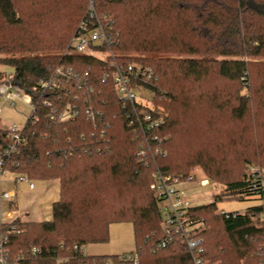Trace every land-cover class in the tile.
I'll use <instances>...</instances> for the list:
<instances>
[{
  "label": "trees",
  "instance_id": "trees-1",
  "mask_svg": "<svg viewBox=\"0 0 264 264\" xmlns=\"http://www.w3.org/2000/svg\"><path fill=\"white\" fill-rule=\"evenodd\" d=\"M109 50L117 62H139L167 139L164 156H136L138 141L122 117L115 90L101 75L106 63L68 54L87 0H0V64L36 105L23 126L25 144L9 157L11 173L59 181L50 221L0 226L19 264H193L184 244L165 240L150 185L156 169L187 179L200 168L223 189L191 209L203 222V264L264 263V0H97ZM88 73L67 84L61 99L38 83L57 67ZM5 75L0 73V84ZM77 105L72 121L56 123L54 105ZM95 116L92 122L85 110ZM0 127V151L10 142ZM260 167L253 177L244 170ZM224 198L260 203L244 213H216ZM130 223L135 250L122 256L74 251L109 241V226ZM32 249H37L32 253Z\"/></svg>",
  "mask_w": 264,
  "mask_h": 264
},
{
  "label": "built area",
  "instance_id": "built-area-1",
  "mask_svg": "<svg viewBox=\"0 0 264 264\" xmlns=\"http://www.w3.org/2000/svg\"><path fill=\"white\" fill-rule=\"evenodd\" d=\"M96 5L97 0H87L84 18L78 24L70 41L68 54L91 55L106 63L101 79L112 83L122 117L127 121L129 128H131L138 141L136 156L140 161L146 160L148 156L150 158L156 155L164 156L160 146L167 138L161 137L159 133L163 125V119L159 115L160 112L139 103L137 98V92L149 90L147 86L154 77V73L148 66L139 62L116 61L108 47L110 39L105 29V16H99ZM12 77L13 74H9L5 81V100L12 107H15V101L22 100V96L27 97L26 104L30 109V116H32L36 112V105L32 103L30 96L25 95L21 89L12 84ZM87 77L88 73L86 72L81 74L72 68L57 67L50 77L38 83L37 90L51 94V100L45 104L52 106V100L59 101L61 99L59 92L66 90L67 84L74 83L79 87L84 86ZM78 113L79 108L76 104L66 103L59 106L54 105L48 118L50 121L61 123L74 120ZM85 113L92 122H95V116L90 108H87ZM22 130L23 128L17 127L8 129L10 142L0 151V179L10 172L7 168L9 157L25 144ZM247 169H252L247 174L253 177H256V174L260 177L262 172L255 167ZM194 181L195 178L192 176L181 179L156 169L150 190L157 202V208L162 218L161 228L165 240L161 242L160 246H165L168 241L173 239L180 240L189 252L193 264H203L199 259L202 252L200 234L203 230V222L197 219L191 211L196 206H192L188 200L189 191L180 188V185ZM17 183H24L29 189L35 187V184L24 175H17L14 184ZM199 184L202 188H205L204 190H207L208 182L206 180H201ZM262 185L264 186V176H262ZM15 196L14 191H3L0 187V226L9 225L17 219L15 215ZM220 214H223V212ZM8 244V232L0 230V264H19L10 257ZM72 249L82 251V248H78L76 245H73ZM37 251V249H32V253ZM122 259L132 260L133 264H137L135 256L126 255Z\"/></svg>",
  "mask_w": 264,
  "mask_h": 264
},
{
  "label": "rangeland",
  "instance_id": "rangeland-1",
  "mask_svg": "<svg viewBox=\"0 0 264 264\" xmlns=\"http://www.w3.org/2000/svg\"><path fill=\"white\" fill-rule=\"evenodd\" d=\"M0 73L5 75V79L0 84V127L4 130H8L12 127L23 128L26 120L30 117V109L27 106V97L22 96V100L15 101V107H12L8 101L5 100V81L9 74H12V69L8 66L0 64ZM142 98H141V97ZM138 102L144 104L146 106L152 107L156 110L153 102H152V92L149 90H143L137 92ZM159 111V110H157ZM256 169H263L260 167H255ZM252 169H245L244 171L247 173ZM264 170V169H263ZM188 176H192L195 178L194 182L189 184L180 185L182 189L192 190V193L189 194L188 200L192 206H203L207 204H211L214 202V196L218 194L223 186L209 180L202 172V170L198 167L192 168ZM17 175L14 173H7L2 176L0 181V187L3 191H14L16 193V203L18 205V217L20 221H27L30 219V210L32 206L28 203L23 205L22 202L28 201V190L25 188L24 183L14 184ZM201 180H206L208 185L205 188H202L199 184ZM37 190H40L42 187H48L50 189L57 188L55 182H50L48 184L43 183L42 181H32ZM53 186V188H52ZM260 202L253 198H247L245 200H240L238 198H224L220 202H216V213H238L242 214L244 211L249 208L258 205ZM47 215V210L40 211L37 213L36 217H32V219H43ZM123 224V223H121ZM127 225V223H126ZM129 249L125 252H134L133 243L131 242V236L129 234ZM117 247V246H116ZM127 247V246H126Z\"/></svg>",
  "mask_w": 264,
  "mask_h": 264
},
{
  "label": "crops",
  "instance_id": "crops-1",
  "mask_svg": "<svg viewBox=\"0 0 264 264\" xmlns=\"http://www.w3.org/2000/svg\"><path fill=\"white\" fill-rule=\"evenodd\" d=\"M45 184L50 182H55L57 188L50 189L48 187H42L40 190H37L36 186L33 189H29L27 185L25 188L28 190V201H23L22 204H30L32 209L30 210V219L25 222H43L50 221L51 216V207L52 204L59 200V181L58 180H47L42 181ZM188 190V189H187ZM189 194L192 193V190H188ZM15 215L18 217V205L16 203L15 196ZM47 210V215L43 219H32V217L37 218L36 215L40 211ZM20 220V219H19ZM23 222V221H21ZM129 234L131 236V242L135 250L134 236H133V227L130 223H113L109 226V241L105 244H91L82 247V252L87 256H122L128 254L125 252L129 249ZM117 246V247H116ZM127 246V247H126ZM132 252V251H131ZM129 252V253H131Z\"/></svg>",
  "mask_w": 264,
  "mask_h": 264
}]
</instances>
